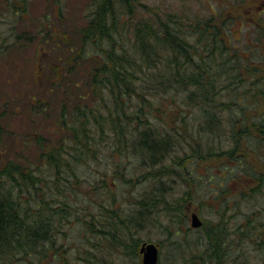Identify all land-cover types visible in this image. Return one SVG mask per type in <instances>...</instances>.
I'll return each mask as SVG.
<instances>
[{
    "label": "trees",
    "instance_id": "trees-1",
    "mask_svg": "<svg viewBox=\"0 0 264 264\" xmlns=\"http://www.w3.org/2000/svg\"><path fill=\"white\" fill-rule=\"evenodd\" d=\"M31 1L0 0V25L8 22L0 28V69L11 76L0 86V136L4 122L15 116L30 123L0 166V264H113L114 250L123 258L131 235L132 250L135 244L140 257L143 242L128 232L132 214H124L122 204L94 198L86 206H76L60 198L67 197V189L85 184L82 175L104 150L115 167L102 173L91 189L112 193L120 183L131 185L132 168L127 163L132 160L144 168L142 182L154 178L150 183L156 187L164 185V177L177 173L160 166L178 151L180 138L189 144L198 142L201 137L193 133L197 131L220 138V123L228 121L232 148L200 152L193 157L192 169H198L200 160L229 158L243 169L240 181L245 175L263 183V176L249 170L248 157L264 161V112L252 117L245 100L252 95L264 99V87L251 90L253 80L247 82L243 76L248 64L223 33L231 26L229 19L224 24L207 20L187 26L178 15L164 20L153 9V19L138 20L139 10L145 11L137 0H90L87 20L72 24L69 0H50L55 18L47 13L33 17ZM57 21L70 24L56 30ZM32 46H37L36 60L18 58ZM229 52L232 55L227 56ZM161 93L180 99L182 111L191 105L200 107L204 124L181 123L182 117H176L174 126L165 109L155 103ZM22 95L28 96L23 112L17 105ZM176 95L185 96V102ZM216 176L221 179L218 188L210 184ZM225 180L216 173L208 177L215 188L208 199L219 204L220 220L217 227L203 222L207 227L201 239L203 264H224L226 239L243 241L256 229L249 217L227 227L226 213L234 217L245 193L234 194ZM160 195L162 191L153 189L136 198L132 203L142 208H136L134 218L145 221L149 214L145 211L155 207L150 202ZM169 214L174 221L185 220L182 212ZM74 227L80 229V241L72 247L69 231Z\"/></svg>",
    "mask_w": 264,
    "mask_h": 264
},
{
    "label": "rangeland",
    "instance_id": "rangeland-1",
    "mask_svg": "<svg viewBox=\"0 0 264 264\" xmlns=\"http://www.w3.org/2000/svg\"><path fill=\"white\" fill-rule=\"evenodd\" d=\"M137 2L145 11V13H142L139 10L138 20L142 18L153 19L155 17L151 11L153 9L157 10L164 20L168 19V16L178 15L187 26L191 25L193 21L205 22L207 20H214L217 23L224 24V20L226 18L229 19L228 21L231 26L223 33L229 40L228 45L235 47L242 54L241 57H243L244 62L248 64V70L244 71L245 75L243 76L247 82L253 80V83L250 84L251 90L255 91L264 87V82H262V79H264V0H137ZM69 3L68 8L72 12L69 22H72V24L74 22H77V24L84 23L87 20V15L91 14L90 0H69ZM30 8L33 17H40L43 13H47L53 15L55 18L57 14L55 4L50 0H32ZM65 14L68 16L66 11ZM57 22L59 24L54 26L56 30H59L62 23ZM69 24L66 22V25L62 24V26L66 27ZM7 26L8 22H4V24L0 25V28L3 30ZM35 39L37 38L35 37ZM36 51L37 46L29 47L27 50H23L18 58L21 60H36ZM229 54L231 52L227 56H230ZM32 69L33 64L30 63L29 70L31 71ZM10 77L4 76V73L0 69V86H3L5 81ZM14 78L16 76H13L12 80ZM31 90L33 91V89ZM176 96H179L182 101L185 100V96L183 95ZM172 97L174 96L171 94L161 93L155 103L165 109L166 118L170 117L171 123L174 126L177 125L178 121L172 122V119H176V117H182L181 123L204 124L200 107L191 105L182 111L180 110V106L182 105L180 104V99ZM27 98V95H22V98L17 100V105L20 107L21 112L25 108ZM91 100L93 99L91 98ZM165 104H168L169 107L172 106L173 109H167ZM245 105L248 109L252 107V117L258 111L259 113L264 112V99L260 101V98H257L255 95L246 98ZM22 120L23 117L18 115L10 123L9 121L4 122V134L0 136V166L13 153V141L18 139L22 133L26 134L28 132L29 120L26 118L23 122ZM158 124H162V122L158 121ZM220 127L222 133L220 134V138H216V136L212 138L207 132H193L196 133V136L201 137L200 141H192L190 143L193 145V148H196V151H199L198 154L190 148L188 140L180 138L181 142L178 151L173 153V157H170L166 162L161 163L160 167L163 170L175 168L178 173L173 172L172 174L170 172L169 176L164 177L162 179L164 185L152 187L150 182L155 181L156 179L154 178L148 180L147 183H143L142 172H144V168L139 169L138 161L132 160L127 163L131 164L132 168V171L128 173L129 178L132 180L131 185L127 186L120 183L118 185L119 188L117 190L114 189L115 191L112 193L105 192L101 187L99 190L91 189L90 186L93 184H99L98 180H100L102 173L111 172L115 167L105 158L106 152L104 150V154L101 155L100 159L90 161L91 168L82 175V182L85 183L79 187L82 190L69 188L66 190L67 197L64 199L63 195L60 198L61 200L76 203V206L82 204L86 206L90 202H93L94 198L99 199V201L115 199L114 204L116 206L122 204L121 210L124 214H132L128 221V232H133V237L139 240V243L149 241L160 245L159 264H203L205 246L201 239L206 235L207 227H193L192 213L196 212L206 225H215L220 220L219 212H217L219 211V204H212L216 201L214 198L208 199L210 192L218 188L216 182H221V179L216 176L215 182L210 181V184L215 188L210 187L208 177L216 173L221 178L226 179L225 182L227 181V183H224L225 186L230 191H233L234 194H238L240 190H243V193H245V197L239 203L234 217H231L232 213H226V218H228L227 227L230 229L232 222L238 224L248 217L251 219V224H254V227H256L253 230L254 233H251V231L246 233L243 241L237 240L235 243L231 238L226 239L224 264H237V259L239 264H243V262L246 264H264V161H261L257 157H248L250 163L249 170L258 176H263V183L261 185H258L256 180L254 182L251 178H248L249 176L246 177L245 175H243V181H240L243 169L237 166V160L232 161L229 158L212 157L208 159V163L199 159L200 164H198V169H192L194 165L193 160L195 159L193 157L199 155L200 152H208L210 148L218 152L219 149L228 151L232 148V141L229 139L228 121L220 123ZM205 129L211 131L207 127ZM212 131L215 132V130ZM25 141L26 139L23 138L22 143L24 144ZM191 169L194 171L191 172ZM208 169L211 171L210 174L207 172ZM98 172L99 174H97ZM156 173L154 171V174ZM231 178H235L234 182L231 181ZM109 180L113 181L115 179L109 178ZM242 184L243 186H240ZM153 189L162 191V195L159 196L160 199L150 202L155 207L145 211L149 212L145 221L141 219L136 220L134 218L135 212L138 211L136 208H142V206L137 205V203L133 204L132 202L136 198L140 199L143 194ZM153 196L154 194H148L147 197H151L152 199ZM172 212H182L185 220H172L169 214ZM150 217L152 218L149 219ZM72 224L77 226L75 221ZM69 237L71 241L68 244H71L73 247L72 244L80 241V229L77 227L72 228L69 231ZM131 237L132 235L129 236V240L126 243L128 247L125 248L123 258L119 256L120 251L114 250V257L112 256L113 264H138L139 257L136 255V251H134L135 244L133 250L130 245ZM200 243H202L201 246L199 245ZM127 252L130 255H126Z\"/></svg>",
    "mask_w": 264,
    "mask_h": 264
},
{
    "label": "water",
    "instance_id": "water-1",
    "mask_svg": "<svg viewBox=\"0 0 264 264\" xmlns=\"http://www.w3.org/2000/svg\"><path fill=\"white\" fill-rule=\"evenodd\" d=\"M203 222L197 214L192 215V226L201 227ZM142 263L141 264H158L160 251L159 246L155 243L144 242L141 246Z\"/></svg>",
    "mask_w": 264,
    "mask_h": 264
},
{
    "label": "flooded vegetation",
    "instance_id": "flooded-vegetation-1",
    "mask_svg": "<svg viewBox=\"0 0 264 264\" xmlns=\"http://www.w3.org/2000/svg\"><path fill=\"white\" fill-rule=\"evenodd\" d=\"M159 245V244H158ZM159 248H160V245H159ZM140 249H141V246H140V248H139V262H138V264H141L142 263V254H141V251H140ZM161 250V249H160Z\"/></svg>",
    "mask_w": 264,
    "mask_h": 264
}]
</instances>
